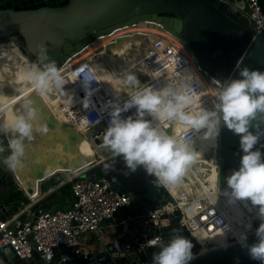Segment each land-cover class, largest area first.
<instances>
[{"label": "built area", "instance_id": "obj_1", "mask_svg": "<svg viewBox=\"0 0 264 264\" xmlns=\"http://www.w3.org/2000/svg\"><path fill=\"white\" fill-rule=\"evenodd\" d=\"M242 11L248 20L254 23V29L264 34V14L260 9L258 0H242ZM152 25H159L158 21L146 18ZM126 23L114 26L111 30L97 35L93 40L107 36L106 44L115 41L117 37L129 36L133 31H128ZM143 28L135 29V35L141 39L138 56L139 64L144 77L142 84L160 88L166 83L185 78L191 83L196 96L202 106L212 108L215 93L219 85L227 80L208 74L199 65L193 54L175 39H169L159 33ZM118 32V33H117ZM151 34V35H150ZM87 43L84 47L90 44ZM80 50L76 49L65 56L58 68L61 69L68 83L64 86L63 93H54L58 98V107L63 113L66 122L80 133L93 149L100 154L103 148V136L108 126L109 111L106 107L109 101L124 99L115 96L113 87L106 81V88L99 81L93 80L90 84L91 96L82 80L73 81V74L83 65L92 67L91 62L84 60L90 56L75 59ZM96 52L92 50L89 55ZM77 54V55H76ZM76 55V56H74ZM71 58V59H70ZM159 73V76H155ZM147 82V83H145ZM87 98L89 104L84 105ZM135 109L122 115L127 117ZM88 120V124L84 121ZM180 134L182 129L169 131ZM234 149L242 156L240 145H233ZM259 147V145H257ZM217 149L214 150L218 164ZM264 152V148L261 149ZM105 155L101 159L75 172L99 165L102 160L110 157ZM232 166L219 167L216 165L214 181H184V187L177 191L163 188L168 199L156 205L142 204L137 211H126L132 206L131 199L126 191H121L103 174L98 178L77 177L60 179L55 185L47 187L44 191L34 190L26 192L22 187L27 200L16 210L0 215V264H14L6 249L10 248L20 262L18 264H64L71 258L75 264H151L153 252L156 247L149 244L153 239L159 238L167 242L173 230H178L185 237L198 244L196 252L202 245L215 246L224 242L221 231L232 224L240 214L239 209L226 206L224 198L219 194L226 187L225 177L231 173ZM155 178V177H154ZM68 180L70 182V197L63 207L35 209L36 203L43 195L50 193L54 187ZM207 189V194H204ZM199 201L200 206L191 214L186 209L194 202ZM215 201V202H213ZM174 211H178L177 214ZM259 221L253 222V227H258ZM104 233L107 241L103 240ZM253 233V232H250ZM249 233V234H250ZM228 242H235L229 233ZM58 246H63L64 251L54 253ZM146 247H150L148 250ZM106 258V260H105ZM77 262V263H76Z\"/></svg>", "mask_w": 264, "mask_h": 264}, {"label": "clouds", "instance_id": "obj_2", "mask_svg": "<svg viewBox=\"0 0 264 264\" xmlns=\"http://www.w3.org/2000/svg\"><path fill=\"white\" fill-rule=\"evenodd\" d=\"M39 47L38 63L25 70V79L30 84L27 91L19 98L0 94V137L7 140L5 144L4 139H0V165L13 173L25 167L27 142L49 131L47 124L39 119L31 94L63 93L68 83L61 69L48 58L46 46ZM236 69L240 78H228L219 85L210 109L202 106L185 78L156 88L143 85L131 68L125 69L121 84L128 89L127 97L109 101L106 106L109 121L103 146L111 152L113 163L115 157H122L131 172L142 166L155 177L154 184L171 192L184 187V178L192 173L200 159L197 140L210 142V147L215 148L222 127L239 135L243 153L239 168L225 177L226 187L219 194L228 208L239 209L240 214L221 231L224 236L221 246H230L228 236L231 233L250 259L264 264V152L261 151L264 144H260L264 137V71L241 65H236ZM78 79L83 81L91 96V82L99 81L97 69L81 66L73 74V81ZM88 104L85 98V107ZM14 105L15 112L9 116ZM131 109H135L131 115H122ZM174 125L181 127L180 134L169 131ZM253 128L255 131L251 130ZM111 166L105 164V170ZM207 192L204 189V194ZM199 206V201H194L186 211L191 214ZM254 221H259L258 227H253ZM250 232L256 237L251 244L248 242ZM149 246L159 249L153 252L151 264H191L204 254L203 249L194 252L193 240L178 230H173L166 243L157 238Z\"/></svg>", "mask_w": 264, "mask_h": 264}, {"label": "water", "instance_id": "obj_3", "mask_svg": "<svg viewBox=\"0 0 264 264\" xmlns=\"http://www.w3.org/2000/svg\"><path fill=\"white\" fill-rule=\"evenodd\" d=\"M242 8V0H0V40L7 41L15 35L23 53L34 64L38 63L39 46L43 44L48 58L58 67L66 55L113 26L147 17L176 36L208 74L217 79L240 78L236 65L264 71V34L254 29L253 21L247 19ZM34 103L37 107L44 105L39 98ZM38 116L49 131L31 141L39 147L27 143L24 187L28 193L39 190V184L53 173L77 171L94 162L83 160L78 153L82 136L73 125L55 120L45 106L38 109ZM239 140V135L222 127L217 149L219 167L239 168L241 155L232 147L239 146ZM4 143L7 144L6 139ZM260 144H264V137ZM111 158L112 155L99 165L102 174L119 190L130 192L147 205L168 199L162 186L154 184V176L142 166L131 172L122 157H115L114 163ZM107 163L112 166L105 170ZM20 179L17 171L10 172L0 165V185L21 186ZM255 240L254 232L248 234L250 244ZM194 245L193 250L199 247ZM6 252L14 264L20 262L10 248ZM116 262L121 264L120 259ZM64 264H75V260L71 258ZM191 264L260 262L250 259L245 249L233 243L200 255Z\"/></svg>", "mask_w": 264, "mask_h": 264}, {"label": "bare ground", "instance_id": "obj_4", "mask_svg": "<svg viewBox=\"0 0 264 264\" xmlns=\"http://www.w3.org/2000/svg\"><path fill=\"white\" fill-rule=\"evenodd\" d=\"M146 18L129 22L135 24L133 26H127L125 28L128 31H133L131 35L117 37V39L110 44H106V38H108V35H105L96 40H93L86 47H84L86 44L82 45L81 48H78V50H80L78 55H74L76 56L75 59H82V57L90 56L88 58H85L84 60L90 61L92 67L97 69V74L101 78V84L103 87L106 88V81L111 80L110 84L113 87L115 96H117L116 94H118L119 97H122L128 92V89H126L121 84L123 72L125 69L131 68L137 74L141 83L147 80L146 77L143 78L144 71H142L139 64L136 63L141 51V45L139 42H137V40L144 39V37L146 36L138 39L140 37L134 34L135 29L143 28L146 30L147 26L149 31L155 33H158L157 31H159V33L172 40H175L177 38L169 30L163 28L160 22H158L159 25L157 26H151L152 23H149ZM10 37L13 38L15 37V35H11ZM176 40L178 41V39ZM11 45H13L12 47L15 46L14 48L17 52L15 50L6 51V47H9ZM0 49H2L0 51V94L8 98H19L22 93L24 91H27L28 87L30 86L29 82L25 79V70L27 67L34 65V61L25 53L19 52L16 48V45L10 44L9 40H0ZM94 49H96V52L89 55V53ZM1 55L3 56L1 57ZM31 98L37 110L42 109L43 106H45L47 110L53 115L55 120L60 123H68L66 122L65 118L63 117V113L60 111L57 105L58 98L54 93L47 96H40L36 93H32ZM38 98L43 102V106L42 104L40 105V107H37L35 105L34 102ZM15 107L16 106L14 105L13 108L9 110V116H11L15 112ZM175 128L179 130L181 127L174 125L173 129ZM172 133L175 134L173 130ZM27 143L37 145L33 142ZM196 149L200 153V159L198 160L197 164L193 166L192 173H190L189 176L185 177L184 181H187L188 179H190V181H214L216 165H218L214 154V150L216 149V147H210V142L197 140ZM77 151L82 156L83 160L92 161L95 159V153L93 152L91 145L83 138L78 142ZM23 169L24 172L21 169L17 172L19 173V177L21 178L20 184L25 189L24 182L27 176L25 174V167ZM223 243L224 242L215 246L202 245L196 251V253L201 252V249L204 250V254L219 249L222 247L221 245ZM233 243L236 242H229L230 245H232Z\"/></svg>", "mask_w": 264, "mask_h": 264}, {"label": "trees", "instance_id": "obj_5", "mask_svg": "<svg viewBox=\"0 0 264 264\" xmlns=\"http://www.w3.org/2000/svg\"><path fill=\"white\" fill-rule=\"evenodd\" d=\"M259 6L261 11L264 14V0H258ZM67 175L66 171H60L53 173L52 175L45 178L40 183V189L44 190L49 186L55 185L60 179L65 178ZM83 176L89 177V178H98L102 175L100 165H93L86 169L84 173H82ZM58 193L61 195L59 199L61 202L60 206L63 205L65 199H68L70 197V182L68 180L64 181L63 183L57 185L54 187V189L47 193L44 197H41L36 203H34L35 209H43V208H52V207H60V206H51L53 202L51 200L54 198L53 195ZM126 193L129 195L131 199L132 206L130 208H126V211H137L138 206L144 204L142 203L137 197H134L130 192L126 191ZM48 194L51 195V198L48 197ZM58 196V195H57ZM63 197V198H62ZM25 195L21 192L20 189H17L14 185H0V203L8 205V212L16 210L19 206L22 205L26 201ZM59 202V201H58ZM65 248L63 246H58V248L55 250L54 256L56 257L58 255L59 251H64Z\"/></svg>", "mask_w": 264, "mask_h": 264}, {"label": "rangeland", "instance_id": "obj_6", "mask_svg": "<svg viewBox=\"0 0 264 264\" xmlns=\"http://www.w3.org/2000/svg\"><path fill=\"white\" fill-rule=\"evenodd\" d=\"M9 42H10V44H15L16 45V48L18 49V51L19 52H21V53H23V51H22V49H21V45L20 44H18V41H17V39H16V36L15 37H10L9 39ZM7 40V41H8ZM13 45H11V46H9V47H6V51H10V50H15L16 51V49L14 48V47H12ZM8 48V49H7ZM2 49H4V48H2ZM2 49H0V51L2 50ZM17 52V51H16ZM3 55H1V57H2ZM5 56V55H4ZM111 154V152L108 150V149H106L105 147H103V148H101V150H100V154H96L95 155V159L94 160H97L98 158L99 159H101L103 156H105V155H110ZM86 171V169L85 170H83L81 173L80 172H75V171H66V173H67V175H66V177L64 178V179H68V178H73V177H77L78 175H81L82 173H84ZM16 188L17 189H20L21 190V192L24 194L25 192L23 191V189L21 188V186L20 185H17L16 186ZM39 188H40V184H39ZM45 190V189H44ZM44 190H41L40 189V191L42 192V191H44ZM25 195V194H24ZM45 195H47V194H45ZM45 195H43L42 197H44ZM58 195V196H57ZM50 196V197H49ZM25 197H26V195H25ZM48 197L49 198H51V195L50 194H48ZM53 199L51 200V202H53L55 205L54 206H60L61 204H59L60 202H61V200L59 199V197H61V195H59L58 193H56V194H54L53 195ZM63 198V197H62ZM26 199H27V197H26ZM59 201V202H58ZM65 201H66V199H65ZM107 236L108 237H110V238H112V236H109V235H107V233H104V235H103V240L106 242L107 241Z\"/></svg>", "mask_w": 264, "mask_h": 264}, {"label": "crops", "instance_id": "obj_7", "mask_svg": "<svg viewBox=\"0 0 264 264\" xmlns=\"http://www.w3.org/2000/svg\"><path fill=\"white\" fill-rule=\"evenodd\" d=\"M68 199H66V201H67ZM66 201H64V203H63V205L62 206H60V207H63V206H65L67 203H66ZM55 204L54 203H52V205L51 206H54ZM8 205H6V204H1L0 203V215H3V214H5V213H7L8 211Z\"/></svg>", "mask_w": 264, "mask_h": 264}]
</instances>
